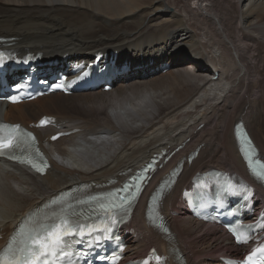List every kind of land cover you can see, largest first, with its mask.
<instances>
[{
	"label": "bare ground",
	"instance_id": "6f19581e",
	"mask_svg": "<svg viewBox=\"0 0 264 264\" xmlns=\"http://www.w3.org/2000/svg\"><path fill=\"white\" fill-rule=\"evenodd\" d=\"M0 37L12 38L17 51L40 52L44 59L66 52L87 58L99 50H114L128 61L140 56L147 61L157 54L164 57L161 61L183 56L188 62L182 67L176 60L165 74L150 78L132 74L107 93L52 94L14 106L0 103L4 122L28 124L45 115L70 125L65 131L81 130L45 145L50 169L43 176L0 163V229L10 232L24 214L72 185H118L152 154L181 147L147 187L128 227L146 230L148 195L182 162L162 204L172 244L184 252L186 264H218L217 256L239 251L218 229L183 213L170 217L169 212L180 207L178 194L197 172L216 167L248 178L233 137L236 122L244 121L264 159V0H0ZM207 64L218 72L216 80ZM194 68L198 71L190 70ZM62 106L67 114H41ZM53 133L39 131L41 138ZM195 150L198 155L189 164L187 156ZM132 243L138 247L132 254L137 257L150 246L165 249L154 232L148 240Z\"/></svg>",
	"mask_w": 264,
	"mask_h": 264
},
{
	"label": "snow or ice",
	"instance_id": "6c2138e0",
	"mask_svg": "<svg viewBox=\"0 0 264 264\" xmlns=\"http://www.w3.org/2000/svg\"><path fill=\"white\" fill-rule=\"evenodd\" d=\"M15 97L12 98L15 101ZM42 123H44L42 121ZM30 137V133H24L19 125H0V155H8L21 148L24 137ZM55 139V137H53ZM34 142V137H32ZM23 153V150H21ZM39 153L37 152V156ZM10 159H17L20 163H30L37 171H42L36 163L25 160L18 156L9 155ZM47 166L46 163L44 165ZM129 186L118 189L116 192L108 193L103 197H92L94 207L91 213L97 219L100 217L111 218L113 210L123 207L130 202L135 193L131 196H120V192H126ZM119 200V203L116 201ZM127 209H125L126 211ZM26 226H21L10 238L8 245L0 249V264H54L57 257L70 256L66 252L68 237L92 236L97 231L107 232L110 229L107 224L101 228L91 221V216L85 218L82 214L73 211L72 206L61 207L50 215H45L42 221L30 220ZM115 223V220L112 221ZM238 242H245L237 237Z\"/></svg>",
	"mask_w": 264,
	"mask_h": 264
},
{
	"label": "rangeland",
	"instance_id": "374dc122",
	"mask_svg": "<svg viewBox=\"0 0 264 264\" xmlns=\"http://www.w3.org/2000/svg\"><path fill=\"white\" fill-rule=\"evenodd\" d=\"M188 63V62H187ZM187 63H185V66H187ZM182 66H184V64L182 65ZM180 68V67H179ZM184 69V68H183ZM259 71H262V69H260ZM262 80H263V82H264V71L262 72ZM118 85L119 84H117V85H115L114 86V90H117V88H118ZM263 87H264V84H263ZM95 93H98V92H95ZM60 95V94H59ZM93 95V94H92ZM62 99H64V98H60V99H57L59 102L62 100ZM63 108H64V106H62ZM32 108H35V106L34 107H32ZM63 108H57V109H54V108H46L45 110H43V111H41V114H55V113H57V114H62V113H65V114H67L66 113V110H65V108L63 109ZM71 110H73V109H71ZM56 111V112H55ZM68 113H72V112H68ZM56 115V114H55ZM79 116H82V117H84L82 114H80ZM85 116H87V117H89V115H85ZM17 117L19 118V116L17 115ZM12 118H14V117H12ZM13 121H15V120H18V119H12ZM222 122V121H221ZM215 124H216V126L218 127L219 126V124L218 123H212V127H214L215 126ZM204 125L202 124V125H199L198 127V130L199 129H202V127H203ZM217 160H218V162H217V164L218 165H220L221 163H222V160L221 159H219V158H216ZM6 168H8L9 170H11V168H9V167H7L6 166ZM18 173V172H17Z\"/></svg>",
	"mask_w": 264,
	"mask_h": 264
}]
</instances>
